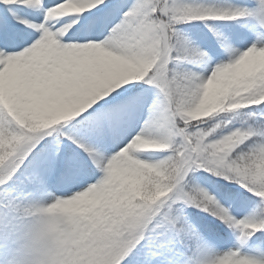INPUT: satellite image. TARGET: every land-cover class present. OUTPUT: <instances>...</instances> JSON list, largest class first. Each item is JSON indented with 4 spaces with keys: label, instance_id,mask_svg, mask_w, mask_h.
Returning a JSON list of instances; mask_svg holds the SVG:
<instances>
[{
    "label": "snow or ice",
    "instance_id": "obj_1",
    "mask_svg": "<svg viewBox=\"0 0 264 264\" xmlns=\"http://www.w3.org/2000/svg\"><path fill=\"white\" fill-rule=\"evenodd\" d=\"M0 264H264V0H0Z\"/></svg>",
    "mask_w": 264,
    "mask_h": 264
}]
</instances>
